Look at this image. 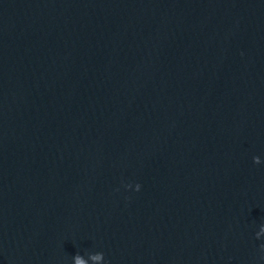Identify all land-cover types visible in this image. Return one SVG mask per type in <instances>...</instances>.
<instances>
[{
	"label": "water",
	"instance_id": "1",
	"mask_svg": "<svg viewBox=\"0 0 264 264\" xmlns=\"http://www.w3.org/2000/svg\"><path fill=\"white\" fill-rule=\"evenodd\" d=\"M0 264H264V0H0Z\"/></svg>",
	"mask_w": 264,
	"mask_h": 264
}]
</instances>
